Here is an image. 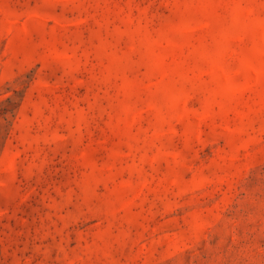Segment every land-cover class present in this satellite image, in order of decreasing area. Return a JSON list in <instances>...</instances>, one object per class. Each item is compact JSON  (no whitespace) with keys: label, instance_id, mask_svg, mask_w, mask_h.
Masks as SVG:
<instances>
[{"label":"rangeland","instance_id":"1","mask_svg":"<svg viewBox=\"0 0 264 264\" xmlns=\"http://www.w3.org/2000/svg\"><path fill=\"white\" fill-rule=\"evenodd\" d=\"M0 264H264V0H0Z\"/></svg>","mask_w":264,"mask_h":264}]
</instances>
